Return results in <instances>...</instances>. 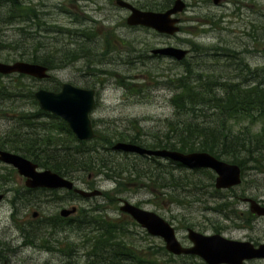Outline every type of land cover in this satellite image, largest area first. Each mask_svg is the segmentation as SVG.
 Returning <instances> with one entry per match:
<instances>
[{
	"label": "rangeland",
	"instance_id": "1",
	"mask_svg": "<svg viewBox=\"0 0 264 264\" xmlns=\"http://www.w3.org/2000/svg\"><path fill=\"white\" fill-rule=\"evenodd\" d=\"M28 1L40 14H44L34 24L6 22L5 16L12 9L7 8L6 1L0 3V61L27 62L33 53L42 56L49 52L57 59L63 51L75 52L85 47V56L88 55L90 59L82 55V58L54 70L51 75L62 83L88 84V87L99 89L100 98L92 114L93 123L95 130L102 134L118 135L114 139L115 145L119 143L117 140L121 135L125 136L127 143L130 140L127 136L139 134L142 142H151L155 135L167 132V121L177 120L176 108L172 103L176 87L171 80L179 78L188 64L192 68L211 72L216 77L223 75L233 83L245 80L237 71L240 66H248L251 70L264 68V0H225L227 3L219 6L214 4V0H183L188 8L177 15L181 19V29L173 36L144 26H129L127 18L130 11L118 7L116 0ZM124 1L144 10L146 5L145 9H151L155 4L167 3L171 4L170 9L176 0ZM22 28H26V32ZM194 45L203 49L198 51ZM166 47L185 49L189 53L182 61L153 53L155 49ZM9 78L5 77L0 83H9L13 87L16 84L29 90L33 88V91L44 85L42 81L20 78L19 75ZM249 78L251 84L256 82V79ZM128 84L136 87L130 89ZM32 110L36 112L37 107L28 102L0 100V148L1 144L14 143L17 135H25L27 131L20 128L16 119L22 112L30 113ZM46 120L49 123L54 121L53 118ZM58 122L55 120V123ZM260 127V124L256 125L254 131ZM15 129L19 131L18 134ZM57 137L59 144L67 145L70 141L64 133ZM114 152L117 159L112 153L105 156L118 161L115 166L121 163L120 167L126 171L122 174L125 179L123 183L112 181L104 175H92L89 179V173L82 174V179L76 177L75 182L82 190L111 194L116 199L115 204L104 196L74 202L75 196L63 193L56 196L53 190L43 189L25 198L26 202H23L24 199L18 200L13 206L15 190L29 189L25 187V179L15 169L0 162V175L9 178V188L14 190L7 192L0 204V252L6 257V261L0 264H62L67 258L61 253L25 243L23 229L28 230L26 225L35 221L32 216L34 212L39 213V221L46 223L51 217L60 215L61 210L80 205L90 215H104L107 219L123 223L128 221L120 211L123 201L139 205L164 218L175 227L178 239L186 247L190 246L188 229L205 235L219 234L230 240L264 243V218L250 217V206L241 199L243 196L252 198L264 206V157L258 159L263 166L256 162L248 164L242 185L232 189L235 194L231 193V189L219 190L221 192L216 194L212 187L214 180L206 173L172 169V162L168 159L154 157L156 160H153L151 157H137L140 155L133 153ZM166 166L180 177H186V182L179 183L184 187H178L177 183L166 178ZM137 171L145 176L139 181H136L138 176L134 175ZM165 183L177 187L168 191L163 188ZM96 206H101L100 212H95ZM76 216L79 217V224L84 216ZM76 228V224L65 232L59 231V227L48 228L46 234L61 232L57 238L77 245V248H73L74 260L83 263L85 251L78 250V247L82 246L86 236L94 234L93 225ZM127 232V236L121 237L132 240L141 249L155 247L157 250L159 246H164L163 240L150 236L140 226H129ZM67 243L62 248L67 246L68 249ZM173 264L205 263L199 258L187 257L176 259ZM246 264H264V261Z\"/></svg>",
	"mask_w": 264,
	"mask_h": 264
},
{
	"label": "trees",
	"instance_id": "2",
	"mask_svg": "<svg viewBox=\"0 0 264 264\" xmlns=\"http://www.w3.org/2000/svg\"><path fill=\"white\" fill-rule=\"evenodd\" d=\"M5 1L7 8L10 7L12 9L10 10L11 12L8 11L7 17L5 16V21L10 24L20 22L34 24L39 22L40 16H44V14H40L33 8L28 0H0V3ZM155 5L151 6V9H145L146 5L143 9L163 11L168 9L171 4ZM22 31L26 32V28H22ZM85 35L89 36L88 34ZM196 47L195 49L198 51L203 49L199 46ZM85 49L83 47L75 52L63 51L57 59L50 54L51 52L42 56L33 53L27 62L44 65L50 70H56L63 68L78 58H82V55L85 56L87 53ZM85 57L90 59L88 55ZM88 68L90 67L88 66ZM237 71L240 72V76L245 80L233 83L223 75L216 77L211 72H206L202 68H192L188 64L179 78L171 80L176 87L172 103L176 108L175 115L177 120H168L166 125L167 132L164 135H155L151 142L149 140L142 142L143 140L140 139L141 135L139 134L133 137L127 136L130 138L129 143L152 150L165 149L182 153L206 152L218 159L239 165L242 169L243 177L250 162H256L263 166L258 159L264 157V68L251 70L248 66H240ZM98 72L104 73L102 71ZM19 77L30 78L23 75ZM249 77L256 79V82L251 84ZM4 78V76L0 75V80ZM54 82H56L55 85L47 83L43 87L48 90H54L62 84L61 81L55 79ZM13 83L11 84L13 85ZM128 85L130 89L136 87L132 84ZM88 86L86 84L84 87L91 88ZM34 92L33 88L29 90L16 84L13 87L9 83H0V100H9L14 103L28 102L29 105L37 107L36 112H34L35 110L30 113L22 112L19 118L16 119L20 124V128L27 131L25 135H17V138L13 141L14 143L1 144L0 150L20 154L38 164L41 169L51 170L72 181H75L76 177L82 179V174L89 173L88 176L104 175L112 181L123 183L125 179L122 174L126 171L120 167L121 163L115 166L114 164L118 163V161H114L111 157L110 160L105 156L108 153H112L117 159V153L113 151V146L115 145L114 139L118 135L109 136L96 131V137L93 141H78L63 120L43 112L39 108L34 98ZM25 100L27 101L24 102ZM50 118H53L54 121H51L52 123L46 122L49 121L46 119ZM55 120L59 122L55 123ZM258 124L261 127L254 131ZM18 132L15 129V133L18 134ZM62 133L70 138L67 145L59 144L60 141L56 142L58 140L57 135ZM119 137L118 142H126L125 136L121 135ZM145 158L147 157L145 156ZM150 159L156 160L154 157ZM171 162L173 165L172 169H187L180 163ZM166 167H168L166 178L173 183H177L178 187H184L179 183L186 182V177H180L169 166ZM11 171L16 174L15 170L12 169ZM193 171L195 173H206L211 180L215 181L216 176L212 171ZM134 175L139 178L136 181L145 177L139 171ZM10 182L7 176L0 175V194L14 191L9 188ZM176 187L165 183L163 188L169 191V189ZM212 187L215 188L214 183ZM214 190L216 194L221 192ZM33 192L36 193L35 190H27L25 188L15 190L12 199L13 206L18 200L23 201L22 199H24L23 202H26L25 198H28L31 194L33 195ZM231 193L235 194V190H232ZM53 194L57 196L58 193L53 192ZM64 195L75 196L74 200L78 198L73 192L65 193ZM110 195L109 193H104V197L111 204H115L116 199ZM243 198L244 196L241 199ZM65 201L68 200L65 199ZM225 205L228 204L226 203ZM96 207L95 212H100L101 206ZM15 215L16 213L14 212L13 216ZM80 216L84 217L79 224V217L63 219L60 215L51 217L46 223L38 219L30 221L26 225L28 230L23 229L25 243L44 248L50 252L63 254L67 258L62 264H173L176 259L187 258L184 256L175 258V256L166 251L164 246H159L157 250L155 247L141 249L131 239L129 241L122 238L121 236L129 234L127 232L129 226L138 227L127 215L125 216L128 221L123 223L110 218L107 219L104 215H90L86 209H82ZM249 216L253 217L251 214ZM75 224L77 225L76 229H84L85 225H93L94 234L86 236L82 246L78 247V250L82 249L85 251L83 263L79 260H74L75 250L73 248H77V245L73 246L71 243L60 241L57 238V235L61 234V232L74 228ZM56 227H59L61 232L46 234L48 228L55 229ZM64 243H67L68 249L67 246L62 248ZM2 253L0 252V262L6 261V257ZM188 258L193 259L194 257Z\"/></svg>",
	"mask_w": 264,
	"mask_h": 264
},
{
	"label": "water",
	"instance_id": "3",
	"mask_svg": "<svg viewBox=\"0 0 264 264\" xmlns=\"http://www.w3.org/2000/svg\"><path fill=\"white\" fill-rule=\"evenodd\" d=\"M222 1L214 0V4L219 5ZM116 4L130 11L127 18L129 26H144L168 36H173L180 31V19L177 15L183 13L187 7L183 0H176L173 7L165 12L141 10L124 0H117ZM153 53L182 61L189 51L166 47L155 49ZM0 74H19L40 80L50 78L47 67L24 61L14 63L0 61ZM34 97L43 111L64 120L76 138L82 141L95 138L96 133L90 117L96 104L95 91L64 84L62 91L59 93L40 89L35 92ZM113 150L140 156L169 159L191 170H211L216 174L215 188L217 190H229L242 184L240 166L220 160L206 152L182 153L165 149L151 150L125 142L117 143L114 145ZM0 162L16 169L19 175L26 179L25 185L31 190H74L75 193L84 198H92L102 194L99 190L90 192L77 189L72 181L50 170H41L37 164L15 153L0 151ZM4 197L3 194H0V203ZM244 202L250 206V211L254 215L264 217V206L261 203L252 198H245ZM122 204L120 207L121 212L131 216L150 236L162 239L166 250L175 256H195L205 264H244L247 261L264 259V244L256 247L250 241L230 240L222 235H205L194 229H188L187 231L191 246H183L177 237L175 227L164 218L128 201H123ZM76 212V207L64 209L61 211V216L67 218L75 215ZM33 217L37 218L38 213L35 212Z\"/></svg>",
	"mask_w": 264,
	"mask_h": 264
},
{
	"label": "flooded vegetation",
	"instance_id": "4",
	"mask_svg": "<svg viewBox=\"0 0 264 264\" xmlns=\"http://www.w3.org/2000/svg\"><path fill=\"white\" fill-rule=\"evenodd\" d=\"M227 2H225L224 3V5L226 4ZM223 5V4H222ZM91 68V67H90ZM4 77H8V76H4ZM50 83V82H49ZM69 83H71V84H73V85H75V86H77L76 84H74V83H72V82H69ZM79 87V86H78ZM61 89H62V85L59 87V88H55L53 91L51 90V92H54V93H59L60 91H61ZM92 90H95L96 92H97V95H100V91H98V89L97 88H95V86L94 87H92L91 88ZM94 114V113H93ZM63 190H61V192H62ZM253 216V218H264V217H256L255 215H252ZM260 244H262V243H258L257 245L259 246ZM264 261V260H263Z\"/></svg>",
	"mask_w": 264,
	"mask_h": 264
},
{
	"label": "bare ground",
	"instance_id": "5",
	"mask_svg": "<svg viewBox=\"0 0 264 264\" xmlns=\"http://www.w3.org/2000/svg\"><path fill=\"white\" fill-rule=\"evenodd\" d=\"M18 26V25H17ZM36 34V33H35ZM27 38V37H26ZM28 56V55H27ZM10 103V102H9ZM80 142H91L93 140H88V141H82V140H79Z\"/></svg>",
	"mask_w": 264,
	"mask_h": 264
}]
</instances>
